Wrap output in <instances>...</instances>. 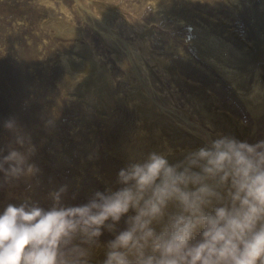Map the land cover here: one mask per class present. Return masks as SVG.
Here are the masks:
<instances>
[{"label":"rangeland","instance_id":"rangeland-1","mask_svg":"<svg viewBox=\"0 0 264 264\" xmlns=\"http://www.w3.org/2000/svg\"><path fill=\"white\" fill-rule=\"evenodd\" d=\"M93 1L106 11L105 19L91 0H0V147H16L14 135L3 127L14 118L32 135L38 149L33 160L42 170L40 183H33L30 192L24 180L0 190V206L23 195L46 204L49 188L66 183L71 194L77 181L80 187L72 203L83 202L93 188L103 187L98 176L114 180L129 158L148 152L153 130L136 105L131 80L146 86L160 109L169 108L176 119L197 126L204 138L205 132L208 136L230 132L222 124L224 117L220 115L222 121L214 117L210 125L202 110L242 123L246 126L242 139L264 138V108L251 115L229 78L201 51L207 31L221 46L228 43L241 59L235 68L243 88L252 82L253 68L260 69L264 82V56H251L253 43L264 45V0ZM80 3L113 31L118 47L91 25V13H83ZM54 16L66 19L74 30L57 29ZM135 43H142L146 52ZM80 48L107 71L104 109L92 100V93L79 94L72 88L64 58L80 59ZM128 48L138 50L147 75L135 72L124 54ZM123 62L130 66L128 77ZM193 137L190 144L196 143Z\"/></svg>","mask_w":264,"mask_h":264},{"label":"clouds","instance_id":"clouds-1","mask_svg":"<svg viewBox=\"0 0 264 264\" xmlns=\"http://www.w3.org/2000/svg\"><path fill=\"white\" fill-rule=\"evenodd\" d=\"M3 127L0 190L42 172L14 118ZM89 160L93 157L89 156ZM83 202L66 183L0 206V264H264V138L210 135L199 146L129 158Z\"/></svg>","mask_w":264,"mask_h":264},{"label":"bare ground","instance_id":"bare-ground-1","mask_svg":"<svg viewBox=\"0 0 264 264\" xmlns=\"http://www.w3.org/2000/svg\"><path fill=\"white\" fill-rule=\"evenodd\" d=\"M91 4L99 15H101L104 19L107 17L106 11L101 9L97 2L91 0ZM77 5H79L81 10H83V13H88L87 15L91 13V11L83 4L80 3ZM60 8L64 11V13L69 14V11L65 6L61 5ZM94 15L95 14L91 13L89 16L91 25L101 34H105L107 38L111 39L118 47L119 41L113 31L107 29L106 27L108 26L106 23ZM52 20L57 29L67 31L74 30L73 27L68 24L66 19L61 20L54 16ZM121 45L124 44L121 43ZM221 45L222 44H220L219 41L211 35V33L206 31V35H203L201 51H203L206 61L211 62L215 65L218 71L229 78L233 87L242 96L251 115L257 116L264 108V82L262 81L259 73L260 69H252V82L246 88H243L240 82L241 73L235 68V63L239 62L241 59L235 56L234 49L231 48L228 43L223 46ZM135 46L139 51L143 53L146 52L142 43H135ZM138 50L136 52H138ZM251 50V56L253 59L264 56V45L261 43H253ZM78 52L81 56L78 60L64 58L70 67L72 88L79 94L89 95V93H92L94 96L92 97V100H94L100 109H104L105 100L103 101V99L106 95L105 91L108 88L107 86L109 85L107 71L100 65L98 66V63L91 58L90 53H88L85 48H80ZM136 52L128 48L124 54L129 61H132L131 63L134 65L135 72L137 70L138 73V70H140L143 75H147V69L143 65L141 57ZM151 59L154 61L156 57L152 56ZM159 61L162 66H165L168 70H172L165 61ZM123 66L126 71L125 77H128L130 66L125 62H123ZM131 82L133 83V98L136 105L137 107H142V111L146 114L150 127L153 130V134L151 133L152 135H149V139L151 141L149 151L164 150L166 148H173L179 151L180 149L197 147L209 137V134L205 132L206 137L204 138L201 133L203 131H199L197 126L194 127L193 125L188 124V122L185 121V118L181 117L176 119L177 114L173 110L164 107L160 109L158 107L159 105H155L152 95L148 94L145 89L146 86L143 88L136 80H131ZM141 83H144L143 78H141ZM139 107L138 109H140ZM202 113L205 117V122L210 125H213L212 119L214 117H219L220 120L216 121H222V117H224L225 121H222V124L229 128V132L236 135L240 139L244 137L246 126L242 123H238L236 120L231 119L229 116L222 113L215 116L203 110ZM170 114H172L173 117ZM190 133L194 136L198 134V136L194 138ZM192 137L196 143L190 144Z\"/></svg>","mask_w":264,"mask_h":264}]
</instances>
